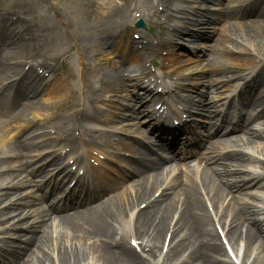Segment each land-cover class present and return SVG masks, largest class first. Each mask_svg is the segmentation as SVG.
<instances>
[{
    "label": "bare ground",
    "instance_id": "obj_1",
    "mask_svg": "<svg viewBox=\"0 0 264 264\" xmlns=\"http://www.w3.org/2000/svg\"><path fill=\"white\" fill-rule=\"evenodd\" d=\"M75 1L72 8L77 10L78 15L81 16L78 26L70 22L59 9H51L54 12L53 17L44 13L42 15L43 22L33 26V31L38 35L39 41L38 48L33 47L32 53L36 54L39 60L25 72H23L22 64L13 65L11 70H6L3 60L8 51V53L15 52L16 54L26 52V49L31 46V42L24 39L23 35H33L31 28L23 22L20 27L14 28L10 33L11 25H7V32L0 34V118L1 115L12 111L10 114L14 121L22 119L26 113L39 104L40 96H53L59 91V96L55 99L57 105L54 116L57 111L65 112L67 110L70 111L67 116L73 121L74 126L86 125L92 121L95 114L91 103L99 96L97 95L98 91L92 88L91 82L85 76L81 77L82 83L86 87L84 99L88 106L78 109V100L73 99L77 91L68 82V79L73 76L71 70L68 69L65 73L57 74L58 70L47 64L46 56L50 48L63 46L65 40L72 41L73 46L76 47L82 69H89L81 61L87 51L97 48L99 49L97 54H103L104 51L101 49L107 46L116 53L120 52L121 56L117 55L116 63L121 67H124L122 66L123 62L127 65L130 61L133 71L144 78L148 76L149 73L143 65L144 58L130 49L125 51L120 38L109 35V30L120 27L125 17H130L132 0H117V3L114 2L115 0ZM179 1L181 2L158 1V4L163 7L160 17L167 25V32L170 36L184 34L191 40H207L211 34L195 33L191 27L202 28L223 21L221 29L218 34L216 33L214 44L208 49L209 54L206 59H201L205 56V52L200 57L196 56L197 59H195L204 61L206 68L212 65L216 66H212V69L205 75L212 76L214 73L227 71L230 67L228 64L236 66L239 72L254 65H258L259 68L257 72L255 69H247L250 72L249 75L241 76L240 81L235 80L237 82H234L233 85L237 86L242 84L240 83L242 80L245 82L237 95L239 104L236 105L235 102L230 101L223 114H221L222 111L215 110L211 104L206 105L205 97H207L208 91L203 90L204 87L201 90L196 87L198 98L196 104L193 100L191 101L192 105H197L204 113L207 112L209 117L213 118V123L209 127L207 123H196L195 128L204 136L207 146L203 147L201 144L205 145V143L201 142L186 151L195 155L194 152L201 150L200 153H197L200 162L208 167L179 171L177 164H170V168L164 172L162 168L165 167L162 162L138 159L136 162H128L131 165L129 167L131 170L128 174L119 175L117 181H112L105 175L97 176L96 180L99 184L90 187V192L86 188L83 198L80 195L77 198L71 197L72 199L68 200L66 204L63 203L62 207L54 208L51 210L52 212H43V205H40L39 209L42 212H38L36 219L29 224L25 217L20 216L17 220L18 225L16 224L12 229L14 230L13 242L9 248L2 250V260H6L4 264H163V262H159L160 254L155 259L154 250L161 242L158 252L160 253L167 233L170 238L165 262L170 256L173 257L181 253L179 258H182V254L187 252V256L181 264H233L226 258L225 247L213 230L214 216L217 218L216 223L223 228L231 248L238 247L240 241V247L243 250L241 259L243 264H264V212H262L264 206L258 207L253 203L256 201L261 205L264 193H247L253 187L257 190L264 188V167H256L252 164L254 163L252 158H258L255 154L260 155L261 152L264 154V148L257 142L262 139L264 131L253 130L258 123L255 120L264 117V107L260 103L264 100V75L261 73L264 72V0H228L230 3L239 2L241 4L237 8L226 7L216 15L210 14L208 8L203 10L204 6L201 8L202 10L184 6L196 3V1L198 3L199 0ZM238 9L242 10L238 11ZM5 13H11V8L6 11L0 10V15ZM245 16H250L253 20H240V23L235 21ZM49 27L52 30L49 31ZM213 31H215L214 27ZM63 33L66 36H63ZM23 39L26 40L25 43ZM233 43L240 46L236 47L235 53L228 49V45H233ZM131 44L129 43V47ZM148 46L151 52L158 53L160 51L163 53L158 43L156 45L148 43ZM65 55L66 52L58 53L52 58L62 59ZM165 55V58L162 59L164 67L171 68L175 65L176 69L183 68L195 61L189 60L181 53L173 54L171 52L169 54L166 52ZM34 65L42 68L43 72L52 75L54 85L50 87L47 84L48 81L45 82L46 79H41L38 74L35 75ZM121 67L111 66L110 71L98 72L97 74L100 75L98 82L101 85L109 84L108 89L111 92H119L125 87L121 82L124 79V75L120 74ZM4 70H16L15 73L20 74L21 77L11 83H3L9 79L7 75L3 74ZM158 78L160 77L157 76ZM155 86L167 87L168 85L159 82ZM230 87L232 89L231 85L229 88L223 89L222 95L228 96L231 91ZM140 88L141 94L131 97V109L137 105H144L146 102L141 97L142 94L150 95L151 93L146 86ZM211 88L214 91L217 90V86L212 85ZM10 89H14V94L11 97L6 94ZM194 90L195 88L192 87L190 91L194 93ZM43 92L45 94L42 95ZM52 96L50 98H53ZM249 106L253 107V111L259 110L254 115H250L247 110H244ZM230 108L238 109V111L230 112ZM172 115L174 119L179 120L180 114L173 111ZM158 122V127L160 124L162 126L168 124L164 121ZM4 127L5 125L0 123V144L6 148L9 144L4 145L1 138ZM226 127H231L228 133H230L229 138L232 139L233 145L226 143L227 138H225L226 133L224 132ZM37 133V125L34 124L23 135V140L12 143L8 150L14 148L26 155L31 148L37 149L46 145L48 139L41 140L38 138L40 134ZM63 134V136L58 135V141L68 143V145H71L72 142L75 147L83 137L94 138L95 131L83 128L78 142L72 140L67 127ZM208 138L211 139L208 140ZM248 149L253 151H246ZM13 157L19 159L20 155L15 154ZM7 159V157H0V164L5 163ZM59 159L60 155L57 154L48 162L52 163ZM178 159L179 157H177ZM31 162L33 161L28 160L20 165H8L3 171H0V175H8L17 168L25 167L26 170ZM246 162L247 164L243 165ZM46 166L47 163L39 165L29 172H42ZM247 168L256 170L246 172ZM89 173L88 170L85 171V175ZM26 177L28 176L24 178ZM126 179H130L129 184L132 183L131 191L122 187ZM24 182L6 184L3 191L0 192V200H5L10 195H16V191L27 185ZM116 186H119L120 190ZM99 188V191L103 189L110 195L98 203H92L100 197L95 193ZM231 192L237 195L233 196ZM244 193L247 197L241 198ZM228 195H230V199L226 203L225 196ZM23 198L16 204H7L4 210L15 205H28ZM142 202L144 206L139 209ZM207 205L211 208L210 211ZM126 209L130 216L129 227L133 229L129 232L131 239L137 241L134 248L124 242L116 243L114 241L117 230H122V232L124 230L121 218L123 215L125 217ZM3 215H7V213L5 212ZM173 240L176 241L170 247ZM87 249L88 251H86ZM89 255L91 257L87 261Z\"/></svg>",
    "mask_w": 264,
    "mask_h": 264
},
{
    "label": "rangeland",
    "instance_id": "obj_2",
    "mask_svg": "<svg viewBox=\"0 0 264 264\" xmlns=\"http://www.w3.org/2000/svg\"><path fill=\"white\" fill-rule=\"evenodd\" d=\"M200 1L202 3H200ZM47 2L51 3L53 9L61 10V12L65 15V17H67V19L70 22H72L75 26L79 25V20H80L81 16L78 15L77 10L72 8L75 5V2H76L75 0H0V6L3 7V10H5V11L11 8V13H17L18 16L23 18L26 22H29L31 24L32 34H34L35 36L38 37V35L33 31V26L39 25L40 23L43 22L44 18L42 17V15L44 13H47V11H46L47 10V7H46ZM114 2L117 3V0H115ZM155 2H156V0H136V1L134 0L132 3L134 5V7L132 8V6H131L132 10L130 12V14H131L130 17H125L124 22L120 27H122V26L133 27L134 22L136 20L148 18L147 19L148 22H145V24H147L146 28L145 29H143V28L137 29V30H140L139 31L140 33L138 35H136L137 38H139V40H141L143 37H146V38L149 37V39H150L152 36H156L159 38V40H161V41L158 40L159 42H162L161 44H164L165 42H168L169 44H171L169 46V50H168V51H170V53L171 52L173 54L174 53H181V54L186 55L189 58V60H195V59H197L196 56L200 57L201 54L203 52H205V56L202 57L201 59L202 60L206 59V56L209 54L208 49H209V47H211L214 44V39L217 36L216 33L218 34V31L221 29L220 27H221L223 21L215 23L214 25L210 24L204 28L195 29V31H198L201 33L211 34V35H209V38L207 40L202 39L199 41H195V40L188 39L187 37H185L183 35L171 38L168 34H164L163 31L159 32V30L157 28H155V27L152 28V26L148 25L149 23H152V21H155V22L159 21V19H158L159 13L157 11L153 12L151 9V4H153ZM229 3L230 2H228V0H209V1L199 0L198 3L186 4V6H187V8H192V9H196V8L201 9L204 6L205 8L211 9V11H210L211 14L216 15L220 10L225 9L228 6L231 8H235L241 4L239 2L236 4H234V2H232L230 4ZM239 10H242V9H238V11ZM140 11H143V13H141V15H140ZM240 20L241 21H249V20H253V19L250 18V16H245L242 19H237L235 21L240 23L241 22ZM185 22H187V20ZM53 23L56 25L55 21H53ZM53 23H52V25L54 27ZM20 26L21 25H19V27ZM213 27L215 28V31H213ZM3 28H4V24L0 20V34L3 32ZM115 29L116 28L109 30V33H113L115 31ZM50 30H52V29H50V27H49V31ZM36 32H38V31H36ZM56 32H57V30H56ZM38 33L40 35H42V33H40V32H38ZM29 34H31V33H29ZM162 34H164V35H162ZM24 35L28 36V34H24ZM38 41H39V39H38ZM37 45H38V43H37ZM69 46L70 45L64 44L63 46H60L59 48L58 47H52L48 51L46 57L49 59L50 56L53 54H56V53L63 54L64 52H66V50L68 49ZM236 47H240V46H238L234 43H233V45L232 44L228 45V49H230V52L235 53V51H237ZM166 49H167V47H166ZM96 51H97V49L89 50V51H87L86 55L82 56L83 62L88 67H90V69L87 71H84L80 68V66L77 62V59H76V50L75 49H71L69 51L67 58L63 62V63H66L69 68L72 67L74 70V76H73L74 79H70L69 82L71 84H73L75 86V88L81 89L83 92L86 89L84 88V86L80 85V80H79L80 74L84 73L87 77L92 78L95 76V74H97V71L105 72L107 70H110L109 64L113 63L114 60H116V53H113L107 47L103 50L104 53H103L102 57L97 56L95 54ZM8 52L6 53V57L3 60V64H4V67L6 70H8L10 68V65L13 64L14 60H23V58H26L27 56H29L31 54V51H28V49H26L25 53H20V55L16 54L15 52H12V53H8ZM137 53H140L142 55V57H144V58L148 57V53H145L143 50L140 52H137ZM209 58H212V57L209 56ZM101 59H103V61L100 62ZM156 60H158V57H156ZM254 61H256V59H254ZM223 63H225V62H223ZM147 66H148V68L151 69V67L148 63H147ZM212 66L216 67L215 65H212ZM212 66H208V68H206V63L204 61L202 62V61H196L195 60L194 62H192L188 65H185L182 69H179V71H180L179 73L184 74V75H187L189 73L196 74L193 76L194 80L186 81V83L191 85L193 83L196 84L197 82H199L200 84H202L200 89L202 88V86H204L206 89V86H209V84L212 83V81H213V83H215V81H219L220 78L226 79L225 77L230 76V74H222V75L218 74V75H215L214 77L209 78L207 75H205V72L211 70ZM228 66L235 67L232 64H228ZM130 67H132V66H130ZM253 68H254V66H253ZM154 70L156 71V73H158V71H159L158 68H155ZM244 72H242V73H244ZM242 73L235 72V73H232L231 75H233V77H235V75H237V78H238L241 76ZM142 80H144V79H142ZM127 83H131V85H137L138 84L137 81H134V80L128 81ZM231 83H229V84L223 83V88L224 89L228 88V86ZM93 86L98 87V84L94 82ZM135 91H137V90H135ZM130 93H132V89H128V92L126 94L128 99H130ZM120 95L125 96V92L119 94L118 96H120ZM190 95L192 96V98L194 97V94L191 93ZM217 95H220V92L218 94L212 95V92L209 90V93L207 95V102L210 100H213L217 104L216 108L220 109V110H221V108H223V111H224V108H226L227 104L223 105L222 99L218 101V99H220V98ZM58 96H59V92L55 95L54 98L57 99ZM118 96L115 97L114 99H113V97L111 98V100H113L112 104H115L116 107H120V104L126 103L125 100H122ZM75 98L76 97H74V99ZM40 100L41 101L39 102V104L36 105L28 113H26L22 119L13 121L11 124L5 125L3 131L1 132V138H2V140H4V142L6 144H12L17 139L23 140L22 136L24 134H26L28 131V130H26L27 128H25V124L27 122H30V121H32V122L36 121L37 122L41 118L45 119V122L39 123L38 127H40V128H38V132H40V131L44 132L45 131V133H47V131L49 129H54L53 126L56 125L55 124L56 119L61 118V115L54 116L55 106L57 105V100H54L53 98H48L46 96H41ZM116 100H119V101H116ZM238 103H239V101L236 102V105ZM105 105H108V104H105ZM149 105H148V107H149ZM97 106L100 107L99 105H97ZM148 107H145L143 109H147ZM247 110H248V112L251 111L249 109H247ZM113 111L116 112L117 110L111 109L109 111L110 112L109 114H112ZM118 111H120L121 114H123L125 116L124 119L128 118L127 121H133L134 127L137 128V125H135L137 120H133L132 118H129V116H134L131 112L123 111L122 109H120ZM230 112H231V108H230ZM8 115H10V113H7L6 115H4V117L2 116L1 119L8 118ZM208 118L209 117H207V119L202 118L201 121L208 122L210 125L212 123V120L208 119ZM122 121L123 120L121 119V120H117L116 122L118 123V122H122ZM63 123L66 126L67 125L69 126V122H67L66 120H63ZM108 125H110V123H105V125H103V126H105L107 128ZM56 126H57V128L60 129V127L62 126L61 122L59 121ZM21 128H23V130H21ZM255 128H256V130H262V129H264V126H260V124H258ZM46 137H47V135L43 136V138H46ZM225 138H227V140H226L227 144L233 145L232 139L229 138V135H227ZM228 138H229V140H228ZM257 142H259L261 147L264 148V138L262 140H258ZM205 146H206V143H205ZM39 148L45 149V147H39ZM19 151L20 150H18V151L14 150V148L9 151L7 147L5 148V146H2L0 144V153H2V155L9 154V153H13L15 155V153H17L21 156V158H19V159H16L15 157H14L15 159L14 158L10 159L8 164L17 165V164L23 162V160L25 159L24 157H22L24 155V152H22V151L19 152ZM33 151H35V150L30 149V151L28 152V155H32L34 153ZM246 151L252 152L253 150L248 149ZM255 155L258 158H252L253 162H254L252 164L255 165L256 167H258V166L264 167V154L261 152L260 155H258V153ZM198 156H199V154L195 155L194 157H188L185 160H181L179 162L180 165H178L179 171L184 169L185 167L183 165H185L189 161H191V163L189 162V164H186L187 166L188 165L190 166V164H191V167H193V168L194 167H199L200 169L207 168L208 166H205L202 162H200V159ZM246 164H247V162L244 163L243 165H246ZM4 165H6V163L0 164V167H3ZM186 169H188V167ZM250 170H254V169L250 168ZM208 171H210V169H208ZM15 173L16 174L20 173L19 175L25 174L24 171H22V170L14 171V174ZM112 178L115 179L114 177H112ZM2 181H3V178H0V183H2ZM127 182H128V180L126 182H123V185H122L123 188H126V186L128 185ZM116 188L120 190L119 186H116ZM260 192L264 193V188L257 190V189H255V187H253L251 190L247 191V193H251V194L252 193L260 194ZM231 195L236 196L237 194L231 193ZM106 197H108V193L101 195L96 202H99V201L105 199ZM243 197L244 198L247 197L245 195V193L241 196V198H243ZM37 198H40V196H37ZM229 199H230V195L225 196V202L226 203L229 201ZM253 203L257 206H264V200H263V202H261V205L258 204V202H256V201ZM48 207H49V205L46 206V208H48ZM23 211H24L25 215L26 214L30 215V211L28 208L23 207ZM126 226L127 225H125V228H126ZM125 241H124V243H125ZM175 241H174V243H175ZM6 242H9V240H6ZM160 243L157 244L158 247L156 246V249L154 250V255L159 254L158 252L160 250V245H161ZM7 245L9 246L10 243H7ZM238 245H241L240 241L238 242ZM86 251H88V249ZM180 256H181V253H178V254L174 255L173 257L170 256L169 259L167 260V262H165L166 256H164V257H161L160 261L163 262V264H180L182 261V260L179 261V259H181V258H179ZM182 256H185V253L182 254ZM90 257H91V255L87 256V258H88L87 261L90 259ZM175 259H177V260H175ZM177 261H179V262H177Z\"/></svg>",
    "mask_w": 264,
    "mask_h": 264
}]
</instances>
